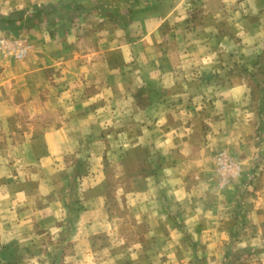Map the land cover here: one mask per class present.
Returning a JSON list of instances; mask_svg holds the SVG:
<instances>
[{
	"label": "crops",
	"instance_id": "obj_1",
	"mask_svg": "<svg viewBox=\"0 0 264 264\" xmlns=\"http://www.w3.org/2000/svg\"><path fill=\"white\" fill-rule=\"evenodd\" d=\"M1 37L2 259L264 264V0H0Z\"/></svg>",
	"mask_w": 264,
	"mask_h": 264
},
{
	"label": "rangeland",
	"instance_id": "obj_2",
	"mask_svg": "<svg viewBox=\"0 0 264 264\" xmlns=\"http://www.w3.org/2000/svg\"><path fill=\"white\" fill-rule=\"evenodd\" d=\"M262 5V3H261ZM195 11H191L193 12V16L189 17L190 19H187L193 22V27L196 23H198L199 21V15L201 13H198L197 7L194 9ZM262 53L259 55L260 57H262L264 59V49H262ZM264 62V60H263ZM254 68V67H253ZM252 68V69H253ZM253 71V70H251ZM254 74H252V76H254L255 78L253 79V85H255V89L256 91H262L264 90V65L263 66H258V70H255V72H253ZM260 99V100H259ZM262 98H257L258 103L260 102V104H264V98L261 100ZM232 178V177H231ZM117 183V184H116ZM121 185V183L115 179V183H112V185L115 186V191H120L119 190V186ZM113 189L109 192V198H111L107 204L109 207V212L113 217L118 218L119 220L122 219L123 216L126 217H131L130 215L133 214L131 212H128L126 209L123 208V201H122V195L119 193L112 194ZM118 220V221H119ZM122 233V232H121ZM48 243L43 246H38L37 248H35L31 254L30 257H27L25 259L17 258L15 260H4L0 257V264H50L49 260H52V264H55L58 262V256L57 252L59 251V247H58V243H56V245L53 246L52 241H50V238L48 237Z\"/></svg>",
	"mask_w": 264,
	"mask_h": 264
},
{
	"label": "built area",
	"instance_id": "obj_3",
	"mask_svg": "<svg viewBox=\"0 0 264 264\" xmlns=\"http://www.w3.org/2000/svg\"><path fill=\"white\" fill-rule=\"evenodd\" d=\"M0 53L16 59L22 58L26 53V45L17 39L0 38ZM219 171L223 180L233 177L237 172L236 165L227 157L218 160Z\"/></svg>",
	"mask_w": 264,
	"mask_h": 264
}]
</instances>
